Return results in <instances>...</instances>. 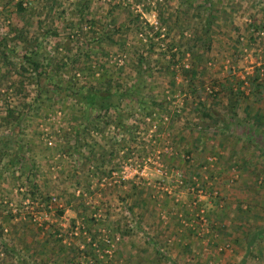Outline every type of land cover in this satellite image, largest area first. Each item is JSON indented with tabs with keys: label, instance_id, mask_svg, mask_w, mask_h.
Listing matches in <instances>:
<instances>
[{
	"label": "rangeland",
	"instance_id": "obj_1",
	"mask_svg": "<svg viewBox=\"0 0 264 264\" xmlns=\"http://www.w3.org/2000/svg\"><path fill=\"white\" fill-rule=\"evenodd\" d=\"M0 36V264H264L263 0H0Z\"/></svg>",
	"mask_w": 264,
	"mask_h": 264
},
{
	"label": "trees",
	"instance_id": "obj_2",
	"mask_svg": "<svg viewBox=\"0 0 264 264\" xmlns=\"http://www.w3.org/2000/svg\"><path fill=\"white\" fill-rule=\"evenodd\" d=\"M264 3V0H263ZM20 11H23L22 9V5L20 4ZM211 8V6H210ZM209 8V9H210ZM209 18L206 17L205 19V24L208 22ZM7 48V49H5ZM7 51H14L12 50V46L8 47V43H7V38L4 36H0V54L3 56V59L5 61H8L9 66L11 65L10 69H14V67L11 64L10 57L11 55H9V53H7ZM38 53V52H37ZM37 54H23V60L25 62V64H27V66H29L30 68H32V70L36 73L39 72V70L42 67L41 61L37 59ZM20 70L23 71H27V69L25 67H21ZM193 78V80H197L199 78V76L196 73H193L191 75V79ZM112 83H107V87L104 93L100 92L96 87H90L88 89H79V91L77 92H73L71 94H73L74 97H76V99L85 105L86 109H88L89 114L92 115V117L97 120L100 119L102 116V112H106L112 108H116L118 101H116V103L114 102L115 99L119 100L120 96L122 94H120V87H118V89L112 90ZM120 86V85H119ZM255 87L257 88V96H262L264 94V82H262L260 80V75H258L255 79ZM252 132L250 130H247V135ZM262 146L264 147V144H262Z\"/></svg>",
	"mask_w": 264,
	"mask_h": 264
},
{
	"label": "crops",
	"instance_id": "obj_3",
	"mask_svg": "<svg viewBox=\"0 0 264 264\" xmlns=\"http://www.w3.org/2000/svg\"><path fill=\"white\" fill-rule=\"evenodd\" d=\"M240 133L241 132H238V134H240ZM241 135L246 136V133L244 132V130H243V133ZM151 202L152 201H150L148 197H141L140 199H138L137 197L132 196L130 199H127L126 203L129 205L127 206L128 211L126 213L131 214L130 216L132 217V222H135L137 224V226L133 227V224H132V231L129 232V234H131V235L126 237V247H127L126 250H133L134 249L133 246H136L137 244H138L137 247L140 249H144V247L145 248L148 247V245H146V243H145L146 240L143 238V236H140V239L137 237L135 240V235H137V234L147 235L149 230H150V221L153 218L150 217V213L147 210H148L149 204H151ZM162 203H164V201H161V204ZM135 207L139 213H136L137 211L135 210ZM157 209H159V208H157ZM64 214H65L64 216H65L68 224H71V222L76 223V221H78L79 219H82V217L79 216L78 213L73 210V208H70V209L67 208L65 210ZM68 224L66 225V224L62 223V226L63 227L69 226ZM65 228H67V227H65ZM57 229H58V227H57ZM91 230L92 229H90L89 233H87V232L83 233V235H82L83 240H77L76 244L72 247L74 249H72L71 247L70 248L66 247L67 250H65L64 252H60V253H63L60 256H63L64 258H65V256H67V258H69L70 260H73V253H72L73 250L78 251V248L82 249L83 247L89 246V245H87V242L91 241V237H92ZM63 247H65V246L62 245V248ZM135 250H137V248H135ZM51 252H52V254L53 253L55 254V252L59 253L58 249L53 250ZM67 253H69V254H67ZM44 259L45 260L43 262L41 261L40 264H65L64 261L63 262L57 261L59 259V256L56 257L55 259H54V257H52V259L50 261L46 257ZM71 264H74V263L71 261Z\"/></svg>",
	"mask_w": 264,
	"mask_h": 264
}]
</instances>
